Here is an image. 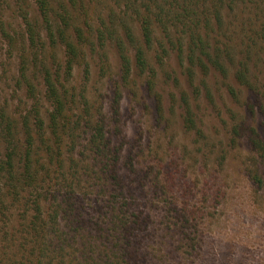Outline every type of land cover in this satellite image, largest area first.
Returning a JSON list of instances; mask_svg holds the SVG:
<instances>
[{"label":"trees","instance_id":"obj_1","mask_svg":"<svg viewBox=\"0 0 264 264\" xmlns=\"http://www.w3.org/2000/svg\"><path fill=\"white\" fill-rule=\"evenodd\" d=\"M15 2L23 30L1 18L0 36L16 56L11 97L27 106L13 112L0 92V264H146L157 244L168 246L165 258L199 253L198 209L175 203L153 220L155 196L172 194L171 157H157L155 174L146 158L158 154L125 150L122 93L105 108L92 79L106 77L111 52L121 87L131 90L136 72L153 93L158 66L172 58L196 96L213 102L212 74L236 102L258 87L264 110L255 64L264 63V0H33L36 12ZM178 96L183 128L201 136L189 92ZM239 130L255 161L249 177L263 187L264 139L244 122L231 126Z\"/></svg>","mask_w":264,"mask_h":264},{"label":"rangeland","instance_id":"obj_2","mask_svg":"<svg viewBox=\"0 0 264 264\" xmlns=\"http://www.w3.org/2000/svg\"><path fill=\"white\" fill-rule=\"evenodd\" d=\"M29 2L36 12L33 0ZM1 18L12 32L23 30L15 0H0ZM7 49L0 36V92L9 99L11 110L18 113L26 109L27 103L22 105L17 97H11L15 89L12 71L16 68V56L9 55ZM109 55L106 77L100 81L94 72L92 87L97 88L95 98L103 102L105 108L116 92L122 93L115 116L123 134L119 137L120 144L125 150L133 148L141 153L143 149L158 154L146 158L154 164L155 174L162 171L155 164L157 157L164 160L171 157L165 169L175 177L172 194L169 198L155 196L153 220L164 221L162 216L175 203L181 208L192 206L199 210L197 223L202 239L199 253L191 257L187 250L183 252L186 258L183 255L165 258L169 252L166 244H157L155 248L151 245L148 253H144L148 260L143 263L264 264V183L259 188L247 172L248 167L255 168V161L246 132L239 130L237 136L231 134L233 124L243 125L244 122L246 128H253L264 139L263 100L258 87L253 91L242 90L236 102L224 86L216 82L217 76L210 74L213 96L210 103L204 91L199 96L192 92L193 88L188 87L175 59L171 58L163 66L158 64V75L153 78L154 92L161 97V114L155 93L147 89V76H136L134 72L131 90L121 87L117 57L111 52ZM262 62V59L255 60L256 72L261 74L258 83L264 80ZM75 73V80L79 81L77 77L81 78L82 73L78 68ZM173 77L178 78V82ZM181 90L189 92L201 136L187 133L182 126L183 109L178 96ZM16 94L21 98L20 92Z\"/></svg>","mask_w":264,"mask_h":264}]
</instances>
